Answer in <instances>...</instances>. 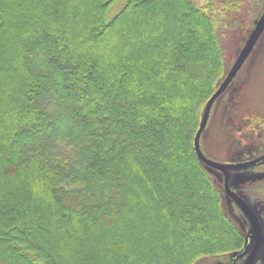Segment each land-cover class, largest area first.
<instances>
[{"label": "trees", "instance_id": "16d2710c", "mask_svg": "<svg viewBox=\"0 0 264 264\" xmlns=\"http://www.w3.org/2000/svg\"><path fill=\"white\" fill-rule=\"evenodd\" d=\"M118 1L0 0V264H217L242 246L193 141L223 42L237 52L262 0L110 16ZM243 93L224 111L256 131Z\"/></svg>", "mask_w": 264, "mask_h": 264}, {"label": "rangeland", "instance_id": "374dc122", "mask_svg": "<svg viewBox=\"0 0 264 264\" xmlns=\"http://www.w3.org/2000/svg\"><path fill=\"white\" fill-rule=\"evenodd\" d=\"M123 3L124 0L116 2L110 8L109 15L111 16L119 11ZM262 3L261 0H257L254 7L259 8L260 4L264 6V0H262ZM253 12H255V9H253L251 15L247 19L250 29L248 28L249 31L247 30L248 33H246V37L237 52L234 53L233 50L235 44L234 39L232 41L228 40L223 42L226 51L228 50L226 52V57L229 63L226 69L227 71L233 64L246 38L253 28L255 20L259 17L254 18ZM242 36H244V30L239 32L238 38H240L237 40H241ZM230 85V90L226 92L224 97H222L221 100L215 104V106L213 105L214 107L212 108L211 117L209 118L207 127L201 139V148L206 156L219 162L235 163L249 161L264 153V35L261 41L257 42L254 50ZM239 92L245 93V96L243 93L240 105L248 109L247 116L250 115L254 118H261L263 121V124L257 128L256 131L252 129L249 130L250 127H247V132H237L235 124L233 123V118L237 116H229L226 111H224L225 106L229 108L230 106L238 105L230 99L232 98L231 96H236ZM245 122L248 121L245 120ZM254 170L263 171L261 172L262 174L253 173V175L245 179L243 183H245L246 186H249L247 188L248 194H250L253 199L262 200L264 195V169L262 165H257ZM212 171L217 175H221V172L217 170L212 169ZM247 171L254 172L251 168ZM216 177L219 178V176ZM251 182H255V184H251ZM259 209L264 212V207H260ZM260 210L259 212L261 213ZM203 264H214V262L210 263L205 261Z\"/></svg>", "mask_w": 264, "mask_h": 264}, {"label": "water", "instance_id": "95a60500", "mask_svg": "<svg viewBox=\"0 0 264 264\" xmlns=\"http://www.w3.org/2000/svg\"><path fill=\"white\" fill-rule=\"evenodd\" d=\"M263 33H264V8L261 14L259 15V17L257 18V20H255L254 26L251 29L248 37L246 38L233 64L227 71L222 81L219 83L214 93L207 100L204 106V109H203L201 119H200L199 127L195 133L194 141H193L194 150L197 154L199 161L203 163L208 169L217 170L224 175L223 185H224V189L226 193L241 208V210L246 216L247 221L250 224L251 240H253L254 245H253V249L249 257L246 259V262L243 264H252L257 256L259 248L262 247L264 244L263 221L258 211L257 212L254 211L252 206L246 200H244L238 194L230 190L228 173L231 170L243 169V168L255 165L256 163L264 160V154L252 160L244 161V162H235V163L219 162L205 155V153L203 152L201 148V137L207 127L213 105L215 104L216 100L230 86V84L236 77L237 73L240 71V69L242 68V66L247 61L248 57L254 50L257 42L260 40Z\"/></svg>", "mask_w": 264, "mask_h": 264}, {"label": "flooded vegetation", "instance_id": "af4514ba", "mask_svg": "<svg viewBox=\"0 0 264 264\" xmlns=\"http://www.w3.org/2000/svg\"><path fill=\"white\" fill-rule=\"evenodd\" d=\"M257 165L259 166L262 165L264 169V160L256 163L255 165L243 169L229 171L228 173L229 188L232 192H235L244 200H246L252 206L254 211L257 212V208H258V213L260 214V217L263 221V229H264V212L259 209L260 207H264V195L262 200L253 199L252 196L248 194L247 188L249 186H246V184L243 183L244 180L247 179L249 176L253 175V173L254 174L261 173L263 171V170L255 171L254 168ZM250 168L254 172H250V171L248 172L247 170ZM221 177L222 180H224V175L222 173H221ZM251 184H255V182H251ZM223 196L228 214L232 216L236 221H239V223L241 224L240 226L242 227L243 230V242H242V246L239 249L232 251L230 254L224 257L223 258L224 260L221 264H243L246 262V259L249 257L254 245L253 240H251V234H250L251 227L241 208L226 193L224 189V185H223ZM259 210L261 211V213L259 212ZM252 264H264V244L262 247L259 248L257 256Z\"/></svg>", "mask_w": 264, "mask_h": 264}]
</instances>
